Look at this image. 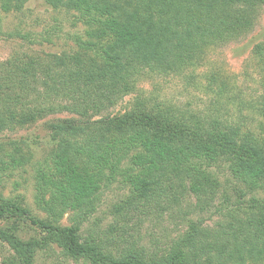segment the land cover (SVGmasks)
<instances>
[{"label": "trees", "instance_id": "1", "mask_svg": "<svg viewBox=\"0 0 264 264\" xmlns=\"http://www.w3.org/2000/svg\"><path fill=\"white\" fill-rule=\"evenodd\" d=\"M11 1L22 9L30 0ZM45 1L54 9L76 11L79 21L107 31L114 43L77 37L75 49L20 52L0 66V131L57 113L70 115L50 120L58 155L63 158L52 160L53 169H39L37 174L36 199L49 219L33 216L16 201L0 205V220L9 215L27 218L48 233L49 243L25 241L0 227V240L14 254L2 264L15 260L14 264H36L38 250L49 244L57 245L66 258L85 264H235L232 254L240 248L246 251L245 264H264V221L256 217L242 222L243 226L231 224L226 233L231 234L230 239L220 231L207 234L193 223L191 232L163 248L154 242L156 251L127 239L128 232L120 226L103 238L83 237L81 221L60 225L65 212L95 206V193H85L82 184L128 175L132 169H125L123 162L131 152L137 160L134 165L148 164L136 181L153 203L169 195L167 184L174 179H188L191 187L196 179H202L198 191L214 186L212 168L227 163L247 183L260 186L264 137L246 127L243 120L180 113L178 107L142 95L122 115L90 119L92 114L103 115L128 94H137L139 83L149 77H176L195 70L210 49L239 39L252 29L264 0ZM19 36L30 39L27 34ZM253 56L261 68V94L251 108L264 117V42L254 46ZM212 80L217 81L216 77ZM223 88L220 86L218 95ZM177 122L187 128V134L179 133L174 126ZM145 152L150 156L148 162ZM251 202L252 208L264 210L263 201L253 197ZM232 206L242 208L240 204ZM225 208L217 210L223 213ZM119 230L121 233H116ZM121 244L126 246L119 249Z\"/></svg>", "mask_w": 264, "mask_h": 264}, {"label": "rangeland", "instance_id": "2", "mask_svg": "<svg viewBox=\"0 0 264 264\" xmlns=\"http://www.w3.org/2000/svg\"><path fill=\"white\" fill-rule=\"evenodd\" d=\"M78 19L76 11L54 9L45 0H30L22 9L16 8L11 0H0V66L20 52L60 53L75 49L77 37L100 44L114 43L113 36L107 31L89 28ZM19 33L29 35L30 39H21ZM262 42L264 4L251 30L239 39L210 49L195 70L176 77H149L139 83L137 94H128L103 115L92 114L90 120L122 115L130 111L134 99L142 95L153 102H165L178 107L180 113H197L204 118L205 115H222L231 122L243 120L247 123L246 127L264 137V117L251 108L261 94V68L253 56V49ZM213 77H216V82L212 80ZM220 86L224 88L218 95ZM22 111H25L24 106ZM68 117V113H57L38 118L26 126L0 131V205L4 201H16L33 216L49 219V214L36 199L37 174L39 169H53L52 160H62L63 155H58V141L52 136L49 122ZM174 126L179 133H188L187 128L180 123ZM13 143L19 145L14 146ZM145 154L148 162L150 156ZM132 157L131 152L123 162L125 169H132L127 172L128 175L118 174L109 180L82 184L85 193H95V206L83 208L78 211L80 213L73 210L65 212L60 225L67 227L81 221L80 234L83 237L91 235L103 238L120 226L128 232L125 234L127 239L156 251L154 242H160L158 246L163 248L184 233L191 232L193 223L203 227L207 234L220 231L230 239L231 234L226 233H229L227 228L231 224L243 226L242 222H248L253 217L264 221V210L251 207L253 197L264 202V178L260 180V186L255 187L232 172L228 163L217 165L211 170V177L216 182L214 186L206 185L198 191L202 179H196L192 187L188 179H174L167 184L169 195L153 203L148 199L150 196H144L145 188H140L136 181L137 177L145 173L148 164L134 165L137 160ZM105 173L109 174V170L106 169ZM233 204H240L242 208L234 209ZM221 206L226 207L223 213L217 210ZM0 227L25 241L38 240L40 245L49 243L48 233L22 216H6L0 220ZM226 243L223 247H226ZM124 244L119 249L125 247ZM234 252L232 256L235 264L247 262L245 250L234 249ZM13 256L8 245L0 240V264ZM205 261L211 263L208 256H205ZM36 264L85 263L66 258L57 245L49 244L38 250Z\"/></svg>", "mask_w": 264, "mask_h": 264}]
</instances>
